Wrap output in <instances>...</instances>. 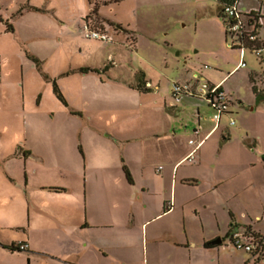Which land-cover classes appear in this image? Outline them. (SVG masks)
I'll list each match as a JSON object with an SVG mask.
<instances>
[{
  "label": "rangeland",
  "instance_id": "rangeland-1",
  "mask_svg": "<svg viewBox=\"0 0 264 264\" xmlns=\"http://www.w3.org/2000/svg\"><path fill=\"white\" fill-rule=\"evenodd\" d=\"M89 3L98 4L97 15L90 14ZM261 5L259 0L236 2L242 21L246 20L247 12ZM219 10L217 0H0V68L3 74L0 79V133L5 134L4 146L17 144L16 135L22 130L21 121L26 113L32 130L58 132L69 137L80 134L83 142L79 146L86 147L88 135L92 134L87 116L95 113L100 126L117 131L118 124L112 123L109 117L122 111L124 117L132 116L131 125L146 131L170 122L176 132V147H184L190 132L198 128V115L206 116L201 124L202 132L212 127L209 122L212 112L200 98L186 100L184 104L174 102L172 85H192L194 76L207 83H220L230 100L228 114L222 115L219 130L209 135L196 154L198 158L201 156L202 168L196 167L197 163H185L177 173L178 178L195 175L191 181L196 182V187H177L179 197L192 199L186 206L185 224L192 241L197 240L202 233L200 220L193 212L197 208L203 215L206 232H210L215 225L213 217L207 213L215 211L217 219L223 223L227 208L222 199L227 197L231 198L229 206L238 222L236 228L242 231L251 226L252 231L264 237V91L256 99L249 80L251 73L257 77L264 75V62L244 50L242 61L246 67H237L241 61L239 51L228 47L223 21L217 16ZM80 14H84V18H80ZM86 16L98 24L105 23V30L113 41L84 39L81 26ZM6 22L13 28L12 33L5 32ZM126 22L134 27V38L121 34ZM29 57L39 61L38 67L35 68ZM88 64L98 67L100 70L96 73L101 75L93 74L85 79L80 75L59 76L63 71ZM108 76L111 79L108 80ZM257 77V87L264 88V82ZM147 80L151 81L152 90L158 96L143 97L151 98L150 103L140 107L141 95L128 86L136 87L141 81L146 85ZM53 81L69 106L53 95ZM23 100L24 107L21 106ZM39 101L40 109L37 110ZM72 109H79L83 117L70 115ZM230 120L234 125H229ZM192 136L191 139H196ZM68 142L67 148H72V140ZM108 146L113 150L119 148L114 142ZM156 146L159 149V145L153 146L151 142L147 149L152 152ZM181 153L177 149L175 155ZM146 157L151 158L152 154ZM218 178L225 181L222 187L218 192L207 193V183ZM209 201L214 209L202 210L200 206L204 207L203 203ZM24 205L21 201H0V236L15 238L21 233L15 227L23 220L15 217V212L20 208L19 213H22ZM173 216L176 231L181 232L180 216ZM222 245L219 253L215 250L200 253V247L170 249L162 246L160 256L155 259L149 247L148 256L142 246L128 253H134L133 259H139L136 264H154L158 258L169 259L171 264H244L247 261L255 264L250 261L251 253L233 248L229 238ZM262 255L256 264H264V251ZM17 263L25 264V261L21 257L10 260L0 255V264Z\"/></svg>",
  "mask_w": 264,
  "mask_h": 264
},
{
  "label": "crops",
  "instance_id": "crops-1",
  "mask_svg": "<svg viewBox=\"0 0 264 264\" xmlns=\"http://www.w3.org/2000/svg\"><path fill=\"white\" fill-rule=\"evenodd\" d=\"M262 1L259 0L260 4ZM84 16L80 14V18ZM125 24L121 34L134 38V27L128 22ZM97 25L102 30L107 26L105 23ZM81 68L92 71L81 73L78 71ZM98 70V67L88 64L63 71L59 76L80 75L85 79L93 74L101 75L96 73ZM2 76L0 68V79ZM142 84L141 89L145 91L138 89L137 85L128 86L134 93L141 95L140 107L150 103L151 98L143 97L158 96L152 90L151 81ZM148 85L150 87L146 89L144 86ZM194 98L184 96L180 102L184 104L186 100ZM22 102L21 106L24 107V100ZM40 104L41 101L36 105L37 110ZM71 112L70 115L74 117L76 114L83 117L79 109H72ZM123 115L122 111H118L109 117L112 123L118 124L117 131L100 126L95 113L94 116H87L92 134L88 135L86 147L79 146L83 142L80 134H73V141V137L58 132L32 130L27 113L22 117V130L16 135L15 146L5 147V134L0 133V201L8 199L25 204L22 213H19L20 208L15 212V217L23 220L15 227L21 233L15 238L0 236L1 256L10 260L12 257H21L25 264H136L139 259H133L135 254L128 252L139 246L145 247L146 256L150 248V255L154 259L160 256L159 249L162 246L170 249L200 247V253H210L212 250L220 252L222 243L212 248H205L203 244L217 239L223 242L238 230L235 213L229 206L231 198L222 199L227 208L223 223L217 219L215 211L208 212L207 209H214L211 201L203 203L204 207L200 206L213 217L215 227L210 232L205 230L201 211L193 209L200 220L202 233L197 240L192 241L185 224L186 206L192 199L177 194V187H196V182L191 181L195 175L190 174L186 178H178L177 175L179 168L185 164L183 160L189 153V147L187 144L176 147V132L170 122H163L160 128L154 126L151 131H146L130 124L132 116ZM205 120L206 116L202 115L196 119L200 128L199 138H204L212 130L211 127L202 132L201 124ZM219 125L211 136L219 130ZM70 139L73 147L67 148ZM174 140L176 142L172 143ZM111 142L118 144L119 148L113 150L108 146ZM151 142L153 146L155 143L159 145V149L156 146L157 149L149 151L147 147ZM177 149L182 152L181 155H175ZM149 154H152L151 158L146 157ZM196 163V167L202 168L200 155L199 158L197 155L194 164L189 165ZM125 170L129 173L130 181ZM224 182L221 178L208 182L207 193L218 192ZM177 214L181 220L178 224L182 227L181 232L176 231L173 215ZM246 231L263 237L252 231L251 226ZM19 243L27 246L25 252H10L2 247ZM250 261L254 262L253 256ZM171 263L169 259L158 258L154 261V264ZM244 264H248V261Z\"/></svg>",
  "mask_w": 264,
  "mask_h": 264
},
{
  "label": "built area",
  "instance_id": "built-area-1",
  "mask_svg": "<svg viewBox=\"0 0 264 264\" xmlns=\"http://www.w3.org/2000/svg\"><path fill=\"white\" fill-rule=\"evenodd\" d=\"M223 13L229 24L226 29V40H228L229 48L234 51H239L240 63L238 68H245L246 63L243 60V51H250L256 55L257 59L264 62V13L263 8L250 10L245 15L246 20L242 21L240 14L237 11L236 3L227 5L223 9ZM248 16V17H247ZM83 38L86 40L109 42L113 41L112 37L105 30L98 27L93 19L86 18L81 26ZM264 82V81H263ZM171 95L174 102H179L184 96H191L203 100L207 107L212 112L209 122L212 124V130L204 138H199L200 128L194 129L192 134L196 139H189L187 146L189 153L184 158L183 162L194 164L196 154L204 144L209 135L217 130L223 114H228L230 100L221 90L219 84L211 85L203 79H198L194 76V83L172 85ZM174 104V103H173ZM229 125H234V121L230 120ZM160 169V168H159ZM261 240V239H260ZM229 243L235 249H244L248 253L258 251L260 246L255 240L254 235L246 230H236L229 236ZM19 252H25L27 246L19 243L16 248Z\"/></svg>",
  "mask_w": 264,
  "mask_h": 264
},
{
  "label": "trees",
  "instance_id": "trees-1",
  "mask_svg": "<svg viewBox=\"0 0 264 264\" xmlns=\"http://www.w3.org/2000/svg\"><path fill=\"white\" fill-rule=\"evenodd\" d=\"M236 2H237V0H217V5L220 6V10H219V13H218L217 16L220 19H222V21H223V25H224V36H226V29H227V26L229 24V21L226 19L225 15L223 13V9H224L225 6H227V5H233ZM263 2L264 1H262V5H261L262 8H264V3ZM106 4H104V5H106ZM89 5L92 7L90 14L97 15L98 4L97 3H94V4L89 3ZM87 17H89V16H86V18ZM0 23H2V19L1 18H0ZM5 27H6V31L7 32H12L13 31L11 25L8 22L5 23ZM29 59L35 64L36 67H38L39 61L37 59H34L32 57H29ZM78 71L81 72V73H86V72L92 71V70H90L88 68H81ZM256 77H257V75H254L253 73H251L249 75V80H250V83H251V90H252L253 95L257 99V98H260L262 96V92L261 91H264V88L259 89L257 87V82H256V79H255ZM257 78L259 79L258 81H262V82L264 81V75L258 76ZM141 83H143V82L141 81ZM137 88L138 89H141V86L138 85ZM142 91H145V90H142ZM52 93H53V95L55 96V98L58 101H60L63 105L67 106V104L65 102V99H64V97H63V95H62L59 87L57 86V84L54 81L52 83ZM125 175L127 177V180L130 181L129 173L126 170H125ZM253 235L255 237V240L259 242L258 245L260 246V248L258 249V251L254 252V253H251L252 256H253V259H254V263L256 264L263 257L262 252H263V249H264V237H260V236H258L256 234H253ZM17 245L18 244H12L10 246H2V247L4 249L9 250L10 252H19L16 249L17 248ZM203 247H205V248H212V247H215V246H212L211 245V242H206V243L203 244Z\"/></svg>",
  "mask_w": 264,
  "mask_h": 264
},
{
  "label": "water",
  "instance_id": "water-1",
  "mask_svg": "<svg viewBox=\"0 0 264 264\" xmlns=\"http://www.w3.org/2000/svg\"><path fill=\"white\" fill-rule=\"evenodd\" d=\"M221 243H222V241H221L220 239H217V240L212 241V242H211V245H212V246H218V245H220Z\"/></svg>",
  "mask_w": 264,
  "mask_h": 264
}]
</instances>
